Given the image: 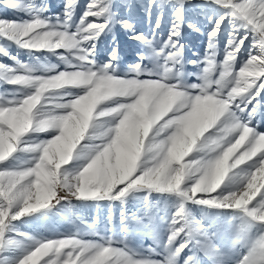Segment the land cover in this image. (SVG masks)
Returning a JSON list of instances; mask_svg holds the SVG:
<instances>
[{
    "label": "snow or ice",
    "instance_id": "1",
    "mask_svg": "<svg viewBox=\"0 0 264 264\" xmlns=\"http://www.w3.org/2000/svg\"><path fill=\"white\" fill-rule=\"evenodd\" d=\"M77 3L78 0H65V17L62 23L59 20L53 23L39 14H34L31 20L23 21L0 17V37L29 50H67V55L61 54L60 56L63 61H70L65 63V69L60 70L56 67L48 70L43 75H55L60 71H83L93 81V87L110 83L119 89H138L135 96H117L114 100L98 107L93 113L94 120L107 119V117L96 116V112L101 111L102 108H118L120 117L130 113L141 103L144 99L143 94L149 90L174 91L185 86L183 83H176L168 78V73L173 71L180 63L183 52V45L176 39L180 34L182 21L180 7L175 10V19L168 40L158 50L153 48L150 53L154 60L163 58L164 63L157 64L155 69H150L144 65L142 56L135 65L130 67L128 73L121 76L116 74L114 61L117 59V53L115 49L110 54V59L103 65H97L94 59L95 39L109 24L110 17H106V13L109 11L108 4L105 0H90L79 22L70 27V21ZM180 3L182 4L183 0H180ZM213 3L226 8L227 11L217 17L213 28L209 32V42L203 58L204 63H208L211 56H216V37L219 34L221 24L229 18L233 21L240 20L239 25L234 23V29L239 27L245 31L242 36L236 30L229 33L225 56L234 53L235 58H237L244 40L251 34L253 37L252 49L249 51V58L242 66L254 57L264 59V0H213ZM19 4L20 0H0V6L7 9L18 10ZM40 11H43V9H40ZM90 17L94 19L90 20ZM123 23L126 27H131L128 21ZM158 26L159 19L157 21ZM65 31L74 34L75 48L47 49L31 46L33 37L43 32L63 33ZM134 38L148 44L152 43L143 33H136ZM0 54L10 55L3 45H0ZM10 59L16 62V67L0 63V78L12 85L23 87V85L13 82L12 77L35 75V72L15 56H10ZM192 63L195 64L198 61H192ZM198 84L199 82L190 84L194 95L199 90ZM261 92H264V75L256 79L254 87L251 88L242 102L239 100L232 102L230 107L216 113L215 126L203 133L202 138L207 139L213 136L230 116L235 115L240 119L236 131L224 143L215 148L214 152L209 154L210 167L213 172L217 173L218 182L205 183L201 179L204 175L203 170L196 175L189 173L188 175L177 174L169 177L166 170H160L162 165H157L152 173H149L145 167L123 173L114 167L112 170H98L97 175L100 178L101 187L92 189L90 184L94 179L93 173L85 170L88 161L85 162L82 168L73 173V177H70L73 192L77 198L107 197L122 199L133 186L137 185L178 193L182 199L169 219V232L165 243L167 254L162 258L138 257L122 242V246H116V242L111 237L86 240L72 234L36 241L15 264H125V262L126 264H179L181 254L192 245L195 234L206 235L204 226L188 216L185 208V202L188 201L241 212L249 221L264 228V171H262L264 170V144L259 143L261 139H264V133L258 132L250 123L251 118L258 109L260 102L257 97ZM28 95L29 93L24 92L20 96L8 98L0 94V152H7L3 159H0V164H3L20 151L35 154L31 162L25 167L0 168V251L3 250L5 244L13 243L12 238L8 236L9 225L12 221L38 210L47 209L66 199L57 197L55 191L46 198L38 192L41 166L45 163L44 150L54 135L47 140L26 142V135L33 132L19 130L16 115ZM80 95L81 92L76 91L74 95H69L65 99L73 101ZM204 99L212 101L210 96L204 97ZM200 100L201 97L197 96L196 101L200 102ZM249 104L252 105L251 109H249ZM72 111L71 107L64 110L65 113ZM245 112L247 113V119L241 115ZM179 115L180 113L176 110L168 112L153 126L147 139L150 141L163 125L179 117ZM120 117H117V119ZM113 136H118L116 130L110 131L107 139L111 141ZM242 136L244 139L237 143ZM84 142L82 141L81 145ZM103 147L104 144L101 143L96 151L99 152L100 148ZM8 149L11 150L8 151ZM194 151H199V147L197 146ZM95 155L96 153H93V156ZM225 156L227 157L226 165L221 164ZM187 157L189 158L187 160L184 158V161L194 159L192 155ZM91 159L92 157H89V160ZM70 161L60 164V173L65 171V166ZM51 163L55 166L57 160L54 159ZM245 167L248 169L247 172L234 188L226 189L223 187L229 175L237 176ZM152 176L155 178H151ZM186 177H190L189 183L185 182ZM197 194L201 195L198 197ZM132 219L139 224H143L140 217L133 216ZM127 220V215L122 212L121 224L124 229H127ZM144 226L148 227L149 225ZM196 243L201 242L196 241ZM204 247H213L210 239L207 240ZM0 264H3V262L0 261ZM183 264H196L195 253L184 257ZM238 264H264V231L260 232L253 240L251 247L241 257Z\"/></svg>",
    "mask_w": 264,
    "mask_h": 264
},
{
    "label": "rangeland",
    "instance_id": "2",
    "mask_svg": "<svg viewBox=\"0 0 264 264\" xmlns=\"http://www.w3.org/2000/svg\"><path fill=\"white\" fill-rule=\"evenodd\" d=\"M89 2L90 0H78L70 27L79 22ZM105 2L109 6L106 17H110V20L108 27L95 39L94 59L97 65L107 62L114 49L117 53V59L114 61L116 74L121 76L128 73L130 67L142 56L147 68L155 69L157 64H163V58L154 60L150 53L153 48L158 50L168 40L175 19V10L180 7L182 21L180 34L176 39L183 45V52L181 61L174 70L182 72L187 84L199 82V73L205 65L203 58L209 42V32L217 17L227 11L226 8L213 3V0H183L182 4L180 0H105ZM34 14H39L53 23L57 20L62 23L65 17V0H20L18 10L0 6V17L10 20H31ZM124 21H128L131 27H126ZM234 23L239 25L241 21L238 19L233 21L229 18L220 26L215 49L218 62L224 59L229 33L236 30L241 36L244 34L243 28L234 29ZM138 32L143 33L152 43L135 39L134 36ZM252 41L253 37L249 34L236 58L237 70L249 58ZM0 45H3L10 54H0V63L4 65L15 68L16 62L10 59V56H15L19 61L30 65L55 64L60 70L66 67L60 56L67 55V50H29L3 37H0ZM192 61L198 63L194 64ZM43 74L44 71L37 67L35 75ZM24 92V87L12 85L0 78V94L11 98L20 96ZM257 100L260 103L250 123L258 132L264 133V92L259 94ZM251 108L252 105L249 104V109ZM241 115L247 119L246 112ZM52 135H54L52 131L29 133L25 140L29 143L38 142L47 140ZM87 143L86 140L84 144ZM199 154V151H194L190 156L197 158ZM34 155L27 151L17 152L0 164V168L25 167ZM188 158L185 157V160ZM86 161L78 147L73 159L65 166V171L73 174L82 168ZM247 170L245 167L237 176L229 175L223 187L234 188L243 179ZM185 182L189 183L190 177H186ZM200 195L197 194L198 197ZM181 199L176 192L137 185L133 186L122 199L97 197L61 200L47 209L38 210L12 221L8 236L12 238L13 243L5 244L0 251V261L3 264H15L36 241L72 234L86 240L111 237L116 242V246L127 245V248L138 257L160 259L167 254L165 243L169 232V219ZM185 208L192 220L199 221L204 226L206 235L195 234L192 245L181 254L179 264H183L184 257L193 253L196 255V264H238L251 247L253 240L264 231V228L252 223L238 211L219 209L191 201L185 202ZM122 212L128 217L127 229L121 224ZM133 216L140 217L143 224L137 223L132 219ZM208 239L211 240L212 248L204 247Z\"/></svg>",
    "mask_w": 264,
    "mask_h": 264
},
{
    "label": "clouds",
    "instance_id": "3",
    "mask_svg": "<svg viewBox=\"0 0 264 264\" xmlns=\"http://www.w3.org/2000/svg\"><path fill=\"white\" fill-rule=\"evenodd\" d=\"M31 46L73 49L76 42L74 34L67 31L43 32L33 37ZM235 61L234 53L225 56L222 62H218L215 55L211 56L199 73V90L195 95L191 91V85L184 81L180 70L170 71L168 78L173 82L183 83V88L174 91L149 90L130 113L120 117L118 108H102L96 112V116L107 119L95 120L93 113L98 107L117 96H135L138 89H119L110 83L93 87V81L83 71L12 77L13 82L23 85L25 92L29 93L16 115L19 130L54 133L44 150L45 163L40 171L39 194L46 198L55 191L60 198H77L70 179L73 174L68 171L60 173L59 167L73 159L78 146L88 161L85 170L94 176L90 184L92 189L101 187L98 170H112L114 167L121 173L138 167H145L152 173L157 165H162L160 170H166L169 177L189 173L196 175L203 170L201 179L205 183L218 182L217 173L210 167L209 154L236 131L240 119L235 115L230 116L207 139L202 138L203 133L215 126L216 113L230 107L232 102H242L254 87L256 79L264 75V59L254 57L238 70ZM68 62L70 61H64ZM26 65L34 72L40 67L44 73L57 67L48 63ZM74 89L80 91L81 95L73 101L65 99L75 94ZM197 96L201 97L200 102L196 101ZM208 96L212 97V101L204 99ZM69 107L73 111L65 113L64 110ZM172 110L180 113L179 117L168 121L149 141L147 138L153 126ZM112 130H116L118 136H113L109 141L107 137ZM243 139L242 136L237 143ZM86 140L88 143L81 145ZM101 143L104 147L97 152ZM259 143L264 144V139ZM197 146L200 153L198 157L184 161ZM93 153L96 155L93 156ZM6 154L7 152H0V159ZM89 157L92 159L89 160ZM226 158L225 156L221 164L226 165ZM54 159L57 160L55 166L51 163Z\"/></svg>",
    "mask_w": 264,
    "mask_h": 264
}]
</instances>
